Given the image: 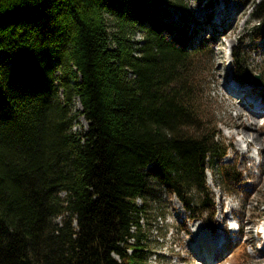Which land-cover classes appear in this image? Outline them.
Listing matches in <instances>:
<instances>
[{
	"label": "trees",
	"instance_id": "16d2710c",
	"mask_svg": "<svg viewBox=\"0 0 264 264\" xmlns=\"http://www.w3.org/2000/svg\"><path fill=\"white\" fill-rule=\"evenodd\" d=\"M170 7L186 9L0 0V264H149L148 202L213 208L205 174L226 153L199 110L202 46Z\"/></svg>",
	"mask_w": 264,
	"mask_h": 264
},
{
	"label": "rangeland",
	"instance_id": "374dc122",
	"mask_svg": "<svg viewBox=\"0 0 264 264\" xmlns=\"http://www.w3.org/2000/svg\"><path fill=\"white\" fill-rule=\"evenodd\" d=\"M182 1L186 9L167 8V19L179 24L185 17L187 48L202 46L195 58L202 74L199 110L218 131L226 154L218 162L221 170L205 174L214 202L211 210L193 218L170 193L146 204L141 229L147 260L149 264H264V113L251 116L238 102L241 94L234 97L224 92L232 81L258 91L257 104L264 102V0ZM220 6L225 8L224 16L215 11ZM255 75L259 77L256 86ZM253 120L257 122L253 129L244 133L234 127L238 121L250 124ZM86 128L79 119L72 131ZM225 171L233 172L234 178L223 175ZM223 237L230 238L227 245L208 261L213 242Z\"/></svg>",
	"mask_w": 264,
	"mask_h": 264
},
{
	"label": "bare ground",
	"instance_id": "6f19581e",
	"mask_svg": "<svg viewBox=\"0 0 264 264\" xmlns=\"http://www.w3.org/2000/svg\"><path fill=\"white\" fill-rule=\"evenodd\" d=\"M215 11H216V13L222 12V16H224V14H225V8L221 7V6L219 7V9H216ZM218 71H221V70H218ZM241 86L242 87L240 88V86L238 84H235L232 81H229V83L226 84V87H225L229 93L226 91H224V92L228 95L231 94L234 97H237L238 95L241 94L240 97L238 98L239 99L238 102L243 106V108H245L247 111H249L248 113L251 116L255 117L256 115H260V114L264 113V109H263L264 107L262 108L260 106V105L264 104V102L260 101V103L257 104V101H256V99H258V98H256V97H258L257 96L258 91L255 92L257 94L256 95L253 92V88H251L250 86L244 85V84L243 85L241 84ZM236 94H238V95L236 96ZM258 100H260V99H258ZM256 123L257 122L255 120H253V122L250 124H247L244 121H238L234 124V127L237 130H240L244 133L247 130L248 131L252 130L253 129L252 125H255ZM229 239L230 238L225 239L223 237V239L219 238V239L215 240L213 242L210 250H209V253H208L209 255L206 256L207 260L210 262L213 261L215 259L216 255L222 251L223 246L227 245ZM199 242H202V241H196L195 243L198 244ZM199 245H202V244H199ZM262 253H264V249H262Z\"/></svg>",
	"mask_w": 264,
	"mask_h": 264
},
{
	"label": "water",
	"instance_id": "95a60500",
	"mask_svg": "<svg viewBox=\"0 0 264 264\" xmlns=\"http://www.w3.org/2000/svg\"><path fill=\"white\" fill-rule=\"evenodd\" d=\"M252 83H253V85H258V83H259V77H258V75H255L254 76V78H253V80H252Z\"/></svg>",
	"mask_w": 264,
	"mask_h": 264
}]
</instances>
